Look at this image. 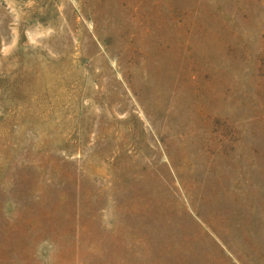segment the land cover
Returning <instances> with one entry per match:
<instances>
[{"label":"rangeland","instance_id":"rangeland-1","mask_svg":"<svg viewBox=\"0 0 264 264\" xmlns=\"http://www.w3.org/2000/svg\"><path fill=\"white\" fill-rule=\"evenodd\" d=\"M0 264H264V0H0Z\"/></svg>","mask_w":264,"mask_h":264}]
</instances>
